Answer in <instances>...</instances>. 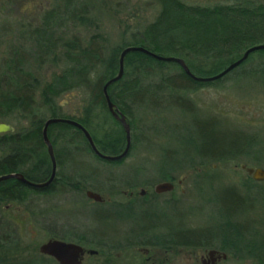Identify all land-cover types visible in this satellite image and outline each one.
Returning <instances> with one entry per match:
<instances>
[{
	"label": "rangeland",
	"instance_id": "obj_1",
	"mask_svg": "<svg viewBox=\"0 0 264 264\" xmlns=\"http://www.w3.org/2000/svg\"><path fill=\"white\" fill-rule=\"evenodd\" d=\"M183 1L217 4L234 0ZM255 1L264 3V0ZM62 2L0 0V59L12 43L10 39L18 33V26L40 24L43 12ZM84 2L94 5L92 16L107 38L108 50L123 41L125 30L128 29L126 34L129 35L139 22L154 19L160 9L156 0ZM70 30L69 34L88 33L84 26ZM263 38L260 35L259 39ZM260 42L263 41L257 43ZM248 46L242 48V53ZM258 59L259 56L253 58L245 66L255 64ZM63 66L47 67V75L61 71ZM238 69L244 70V66ZM88 95L84 88L63 93L58 98L62 111L75 117L84 115ZM186 96L192 109L165 102L148 112L138 108L135 118L140 138L121 163L97 158L81 141L82 149L77 153L76 162H68L65 166L69 172L89 174L90 178L80 176L82 190L69 186L68 192L33 194L24 203L5 205L6 215L22 221L19 227L21 244L11 250H1L0 255L28 259L8 264H28L38 259V264H59L54 257L39 250L40 244L53 236L52 229L65 230L71 239L79 241L75 232L91 238L96 228L97 232L106 231L109 239L117 243L133 239L134 230L155 222L151 233L166 231L162 226L157 228L158 225L209 228L213 232L211 244L174 247L156 264H203V257H207L211 249L226 255L220 257L217 264H258L262 254L258 248L235 255L223 246V241L227 235L235 242L243 241L244 237L259 240L264 236V180L254 179L242 166L264 167V77L257 73L242 76L232 72L222 81L189 90ZM44 109L45 113L49 112ZM101 117L98 120L101 121ZM91 130L97 132L93 126ZM237 131L255 139L237 151L234 148L235 152L228 155L219 154L237 136ZM206 150L209 152L205 153ZM163 181L173 182L174 187L156 192L155 186ZM87 189L99 192L104 201L90 197ZM233 192L241 198L245 196V202H234ZM120 204L124 207L115 216ZM45 209L47 211L42 212ZM102 211L110 217L95 215ZM85 240L81 243L86 244ZM120 250L116 248L113 252ZM155 250L154 244L132 247L130 251L136 255L132 262L153 264V259L147 256ZM126 257L128 261L131 259ZM83 264H95V261L86 254Z\"/></svg>",
	"mask_w": 264,
	"mask_h": 264
},
{
	"label": "trees",
	"instance_id": "obj_2",
	"mask_svg": "<svg viewBox=\"0 0 264 264\" xmlns=\"http://www.w3.org/2000/svg\"><path fill=\"white\" fill-rule=\"evenodd\" d=\"M156 1L160 9L155 18L139 22L129 35L126 34L128 29L125 30L123 41L109 50L107 38L92 16L94 5L84 0H63V4L43 12L40 24L18 26V33L10 39L12 43L0 59V120H7L15 126L13 131L0 133V174L20 171L36 181L50 177L52 160L43 136L47 114L48 117L66 116L79 120L90 130L96 144L105 153L123 151L127 142L126 130L109 110L103 86L118 73L120 54L125 46L141 44L161 54L181 56L194 73L207 76L218 73L242 56V48L264 42V38L259 39L260 35L264 37L263 2L234 0L232 3L188 4L183 0ZM76 26L86 27L88 33L69 34L70 29ZM257 56L259 59L255 64L245 66ZM54 64H63V69L47 75V67ZM242 66L244 70H239ZM232 72L242 76L257 73L264 77V49L253 51L241 64L212 81L194 79L177 61L161 60L139 50L128 52L123 75L112 82L108 90L113 102L131 123V150L140 138L135 118L138 108L148 112L165 102L192 109L186 92L222 81ZM78 88H84L89 95L84 115L75 117L62 111L58 98ZM44 108L49 112L45 113ZM100 117L101 121L98 120ZM95 120H98L97 124H94ZM91 126L97 132H93ZM48 133L58 161L57 174L51 184L38 189L14 177L0 181V251L11 250L21 244L19 227L22 221L6 215L5 205L24 203L33 194L68 192L69 186L82 190L81 177L90 178L89 174H75L65 166L68 162H76L77 153L82 149L81 141L97 158L104 159L92 150L84 132L73 124L51 123ZM254 139L237 131L233 141L218 153L228 155L234 148L237 151ZM123 159L111 161L121 163ZM123 207L119 205L115 216ZM100 213L96 215L110 217L107 212ZM52 230L54 235L70 238L65 230ZM137 231H142L139 234H150L148 229L139 228L134 233ZM211 232L192 228L187 242L185 236L181 237L177 232V244L182 240L189 246L209 245L212 237L207 239V235L210 233L211 236ZM74 234L79 236V240L86 239L85 242L96 245L105 239L103 232L99 233L102 238L98 239H91L85 233ZM132 241H140L139 245L153 244L152 236L143 240L133 238ZM223 246L230 248L235 255L258 248L262 252L258 264H264V236L259 240L244 237L243 241L235 242L227 235ZM26 260L0 255V264ZM38 261H28V264H38Z\"/></svg>",
	"mask_w": 264,
	"mask_h": 264
},
{
	"label": "water",
	"instance_id": "obj_3",
	"mask_svg": "<svg viewBox=\"0 0 264 264\" xmlns=\"http://www.w3.org/2000/svg\"><path fill=\"white\" fill-rule=\"evenodd\" d=\"M259 49H264V42L256 43V44L249 46L244 51L242 56H240L238 59L230 62L225 68H223L218 73L213 74V75L204 76V75H198V74L194 73L192 71V69L190 68L189 64L186 62V60L181 56L161 54V53L156 52L154 50H151L150 48H148L144 45H141V44H130V45L125 46L122 49L121 54H120V67H119L118 73L115 76L108 79L103 86V90H104V94H105V98H106L109 110L123 124V126L126 130L127 142H126V146L123 149V151H121L118 154L105 153V152L101 151L100 148L98 147V145L96 144V141H95L92 133L90 132V130L84 124H82L79 120L72 118V117H66V116H49L45 120V124H44V128H43V136H44V140L47 144L48 151H49V154H50L51 160H52V172H51L50 177L46 180L36 181V180H31L28 177H26L24 175V173H22L20 171H16V172H8V173L0 174V181L14 177V178H18L19 180L26 183L27 185H29L33 188H38V189L45 188L51 184V182L56 177L57 170H58V161H57V157L55 155L54 145H53L52 140H51L49 133H48L49 125L51 123H54V122H67V123L73 124V125L77 126L78 128H80L84 132L92 150L98 156H100L104 159L120 160L129 154L131 146H132L131 123L128 121L126 114H124L117 107V105L113 102V100L111 99V96L109 94V90H108L109 85L112 82L119 79L123 75L124 67H125V57H126V54L128 52L133 51V50H139V51L146 52V53L152 55L153 57L161 59V60L177 61L182 65L184 70L190 76H192L194 79L200 80V81H212V80H216V79L222 77L223 75L227 74L233 68H235L236 66L241 64L244 60H246L248 58V56L253 51L259 50ZM13 130H15V126L11 122H9L7 120H0V133L10 132ZM242 166L244 168H246L248 173L251 174L253 178L258 179V180H264V167L247 166L245 164H243ZM173 187H174L173 182L163 181V182H159L155 186V190L158 192H161V191H165V190H170ZM87 194L96 200L102 199V195L95 190L89 189L87 191ZM39 250L44 254H48V255L54 257L61 264H81L83 261V256H84L85 251H86L85 248L83 247V245H81L80 243H77L74 241H68V240H64V239H60V238H50L47 241L41 243L39 246ZM88 251L90 253H94L96 250L95 249H89Z\"/></svg>",
	"mask_w": 264,
	"mask_h": 264
},
{
	"label": "flooded vegetation",
	"instance_id": "obj_4",
	"mask_svg": "<svg viewBox=\"0 0 264 264\" xmlns=\"http://www.w3.org/2000/svg\"><path fill=\"white\" fill-rule=\"evenodd\" d=\"M130 151H131V149H130ZM256 180H258V179H256ZM88 190L89 189H87V191ZM156 192H158V191H156ZM131 193H133V192H131ZM233 193L235 195L234 202H236L238 204L241 203V202H245V199H246V198H244L245 196H243V198H241L239 194H237L235 192H233ZM104 199L105 198H102L101 200H98V201L102 202V201H104ZM249 199L252 200L251 198H249ZM249 205L251 206V204H249ZM95 215H96V213H95ZM155 224H156V222L153 225H149V224L145 225V226L143 225L141 229L142 230L148 229L149 232L151 233L152 230L155 228L154 227ZM159 226H162L161 228L162 229L164 228L166 231L162 232V234H160V232H158V233L155 232V233H151V234H148V235L147 234H139V233H142V231H137V233H134L135 234L134 238H136L138 240H143L147 236L148 237L152 236L153 244H154L156 250L153 251L152 255H148L147 259L148 258H150V259L152 258L153 259V264H156L157 261L160 260V257L163 254L165 255V257H166V255L170 254V251L173 250L174 247L187 246L186 243L185 244L182 243L183 242L182 240H180V242L177 244V240H176L177 232H178V234H181L180 235L181 237L185 236V239H184L185 242H187V238L189 237V233L191 232V228L188 229V228L182 227V226L158 225L156 227L159 228ZM203 229L206 232H211L212 231L209 228H203ZM100 232L105 233V239L102 240V242H100L101 246L98 245V244L96 245L95 243L94 244L89 243V244H91V246H90L87 242H85L86 244H84V243H81V240L75 241V239H71V237L70 238H65V237H62V236H59V235H54V234L50 238H60V239L68 240V241H74V242H77V243H80L81 245H83V247L85 248L86 251H85V254L83 256V261H82L81 264L84 263L86 254H89L90 257L94 259L95 264H124L125 262H126L125 264L133 263L132 259H134V257L136 255H135V253H133L130 250L132 249V247L139 245L138 243H140V241H132V239L128 238V240L124 239L122 242L115 243V242H113V241H111L109 239V234L106 231L99 230L97 232L96 228H94L92 230L91 239H93V238L94 239L102 238V235L99 234ZM210 237H212V236H210V233H208L207 239L210 238ZM142 246H144V244L139 245V248H142ZM116 248H120L121 250L120 251H115L116 253H114L113 249H116ZM89 249H95L96 251L94 253H90L88 251ZM145 251H147V249H145ZM126 256H129L131 259H129V261H128ZM220 257L223 258V257H226V255H224V254L219 255V253L217 251L211 249L208 252L207 257H203L202 261H203V264H217ZM59 264H61V263L59 262Z\"/></svg>",
	"mask_w": 264,
	"mask_h": 264
}]
</instances>
